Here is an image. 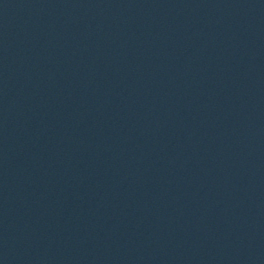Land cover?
I'll return each mask as SVG.
<instances>
[{"label":"water","instance_id":"obj_1","mask_svg":"<svg viewBox=\"0 0 264 264\" xmlns=\"http://www.w3.org/2000/svg\"><path fill=\"white\" fill-rule=\"evenodd\" d=\"M0 264H264V0H0Z\"/></svg>","mask_w":264,"mask_h":264}]
</instances>
